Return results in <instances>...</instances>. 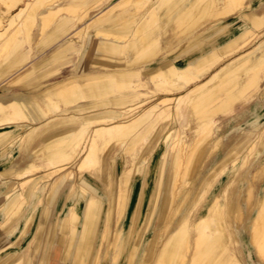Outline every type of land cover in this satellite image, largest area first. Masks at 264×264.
Masks as SVG:
<instances>
[{
  "label": "bare ground",
  "instance_id": "obj_1",
  "mask_svg": "<svg viewBox=\"0 0 264 264\" xmlns=\"http://www.w3.org/2000/svg\"><path fill=\"white\" fill-rule=\"evenodd\" d=\"M104 1L0 0V76L23 66L35 45L58 41L75 20L81 27L72 30L67 48L93 29L89 47L103 54L92 64L99 72L68 76L36 90L20 84L16 87L25 91L0 98V150L35 141L30 159L14 173L18 185L0 201L2 230L35 197L19 236L0 247V264H247L241 230L264 262V160L253 175L260 174L261 182L245 176L246 184L237 192L238 176L253 164L259 149L264 152V128L244 144L227 141L228 148L215 134L250 105L264 78V45L236 56L249 37L264 33V7L249 14L253 5L248 0H116L88 20ZM117 11L121 14L110 27L100 26L103 17ZM234 15L248 24L233 41L184 64L159 59L158 47L169 29L190 33L209 19L228 21ZM205 27L192 41L204 35ZM150 62L155 64L148 69ZM27 76L13 79L11 86ZM54 77V72L46 75ZM145 89L155 92L156 99ZM133 93L146 100L137 101ZM76 106L81 114L75 120L67 110ZM63 115L69 116L58 118ZM53 116L58 117L38 131L39 120ZM170 121L175 130L164 143L167 134L162 132ZM190 129L192 137L187 136ZM162 143L166 149L159 152L146 196ZM118 157L122 160L116 165ZM141 166L146 180L131 192ZM86 174L91 186L84 181ZM79 192L83 205L73 203ZM39 209L43 214L36 225ZM34 226L26 248L16 254L8 250L9 245L22 247Z\"/></svg>",
  "mask_w": 264,
  "mask_h": 264
},
{
  "label": "rangeland",
  "instance_id": "obj_2",
  "mask_svg": "<svg viewBox=\"0 0 264 264\" xmlns=\"http://www.w3.org/2000/svg\"><path fill=\"white\" fill-rule=\"evenodd\" d=\"M115 1L116 0H105L104 1V4H102L96 10H94V11L91 12L90 16L88 17V20L91 21L95 17H97L98 15H101L103 12H105L106 10H108L109 7H110V5L113 4ZM221 1L222 0H218L219 3ZM248 1L251 2L252 5H253L252 11L249 14H251V13H257L258 11H260L264 7V0H248ZM155 6H156V4H155ZM132 9H133V7H129L128 8L129 11H132ZM108 16L103 17L101 23H103L105 21V19H107ZM231 19H232V22H231L232 24L231 25H229L228 22L227 21H224V20L216 21L215 22V21L209 19V20L206 21V23L203 26H199L196 29H194L195 31L193 30L190 33H185V34H181V35H197L198 33H200L203 30L202 27H205V25L207 24V26L205 27L206 28V31L204 33V36H205L206 40L207 41L208 40H214V39L219 40L220 41L219 46L221 45V47H222L226 43H228L229 41L230 42L233 41V39H235L236 36L240 35L241 34L240 33L241 32V29L247 27V24H248L247 20H242L239 15H234V16L231 17ZM214 22H215V24H214ZM101 23H100V25H101ZM79 27H81V26H79V24H74V23L72 24V22H71V28H70V30L67 33H65L60 39H58V41H56L54 44L50 45L49 47H47L44 50H39L37 46H34V50H33L34 52H33V54L29 57V59L24 63L23 66H19L18 68L10 69L9 71H7V73L1 75L0 76V98H9V97H11V95L16 90L25 91V88H18V87H16L17 85H20V84L23 85V83L24 84L25 83L26 84H31L30 89H32V90L35 89L36 90L37 87L44 86V88H45L47 85L51 84L52 82H54L56 80L65 79V77L68 76V75H72V74H75V73H78V72L79 73H82L83 72L82 70H79L78 69L77 71H74V69L72 70V68L73 67H76L77 68L78 65H79V63H81V62L84 61L83 54L89 48L90 39H91V37L94 34L93 29H90V33L88 34V37L86 39V42H84L83 44L81 43V41H78L76 37L73 39L74 47L68 53V58H69V61H70L69 64H68L69 66L66 67V69H64V71L62 73H60L58 76H56L54 78H50V79H47L46 78V75L47 74H45V71L46 70L47 71H51V69H52L50 67H45V62L47 61V59L52 55L53 51L55 49H57L59 46L65 44L66 42H70L72 40V38L70 36H72V33H74L77 29H79ZM72 30L74 32H72ZM37 33H38V31L36 30L35 37L37 36ZM173 33L176 34V31H173L172 29H169L168 32H167V34L175 35ZM259 36H257V37L256 36L249 37L247 39V40L250 41L249 44L245 48H243L240 51L236 52V56H237V54L239 55V54H241L243 52H246L248 49L254 48V47L258 46V45H260L262 47L264 45V33L261 34L260 37ZM196 40H194V41H196ZM162 41H163L162 44L159 45L158 48L161 50V52H170L169 46L172 45L170 43L171 42L170 37L169 36H166ZM168 41H170V42H168ZM194 41H192L191 43H193ZM239 42H241V41H239ZM209 45L210 44L207 42V44H206L207 49H208V46ZM24 49H28V47L25 46ZM209 51L207 50V52H209ZM81 59H82V61H81ZM83 63H82V65H83ZM262 70L264 71V68ZM27 73H29L30 76H27L25 78V80L24 79L21 80L18 84L14 85V86H11V84L14 83L13 82V79L15 80L16 78H21L24 75H26ZM33 73H35V74H33ZM144 92L147 93L151 98H154L153 96L156 95V93L155 92H151L150 89H145ZM178 93L179 92L175 93L174 95H177ZM137 94H139V93H137ZM137 94L136 93L134 94V96H135L134 99H136L137 101H141V102L146 100V98H144V97H142L140 95H137ZM2 95L3 96L5 95V96L3 97ZM154 99H156V98H154ZM256 104L257 105H263V101H261L260 99H256L254 101V104L253 105L255 106ZM148 105L149 104H146V105L142 106L141 108H139L137 110L136 115H138L140 112H142L143 110H145L148 107ZM77 108H78V106H76V108L75 107L68 108L67 111H70V112L72 111L71 112L72 115L75 113L71 117V119L73 118V119L76 120V119L80 118L81 112L80 111H76ZM68 116L69 115H66V116L63 115L61 117L53 116L52 118H49V119L48 118H41L39 120V124L40 125H38V131H41L46 126L47 122L49 123V121L51 119L56 118V117H58V118H67ZM24 129H26V128H24ZM238 129H240V128H238ZM257 129L258 128H254V130H257ZM174 130H175V128L174 127H171V121H170L164 127L163 132H162L163 135L164 134H167L166 135V139H164V143L167 140L168 135H170L172 132H174ZM254 130H252V131H254ZM23 131H25V130L22 129V132ZM217 131H218V128H217ZM187 136L188 137H192L193 136V130L192 129H190V130L187 131ZM19 142L20 141H18L15 145L9 147L10 150H11L10 157H6V156L5 157H2V158L0 157V166H1L0 167V174H1L2 180L5 181L4 184H0V201L4 199V196H5L6 193H8V190H10L11 188L16 187L18 185V183H19L20 180L15 179V174L18 171V169L20 168V166L22 165V163H24V162H26V161H28L30 159L29 158L30 157V154H31V152H30L31 149L30 148L33 147V144H34L35 141L32 144H29L28 143V142H30L29 139H26L25 144L22 145L23 147H21L22 150L21 149H18V147H17L18 144H19ZM148 142H149V140H147V143ZM147 143H144L145 144L144 146H146ZM163 146L164 145L162 143L161 146H160V148H159V150L157 151V153L155 155L154 166L152 167V168H154V170L151 173L152 176L149 177L150 180L148 179V190L146 191V196L148 194V191H150L152 189V187H153V183H152L153 182V176H154V174H156V172L158 170V165H159V162H160L159 152L161 151V149H163V150L166 149L165 146L164 147ZM6 158H7L8 161L6 160ZM121 160H122V157H118L116 159V165H119L121 163ZM263 160H264V152H262L259 149L258 150V153L256 155V160L247 169L248 171L245 170L244 172H242L241 177L238 176V181H239V185L237 187L238 194L241 191L240 189L244 188L243 186H245V184H246L245 183V176L248 177L250 180H252L254 178L253 175L256 173L255 171H257L256 168L260 165V163ZM141 161H143L144 163H147L148 162V157L147 156H143L142 159H141ZM214 163H215V160H214ZM232 169H233L232 166H230L229 168H227L224 171V173L222 175H220V177H219L220 178L219 179L220 181L218 180L216 186L213 188L214 190H212L210 192L211 193L210 196L212 194H215V192L220 188V185L223 183V181H225V179L227 177V174ZM40 174L41 173L38 171V173H37L36 176H40ZM259 176H260V174L258 175V177H255L252 182L254 183V181H255V184H259L261 182V179H259ZM145 179H146V171L144 170V166H141L140 169L138 170V177L136 179V182L133 183L132 188H130L131 192L133 191V189H134L135 186L139 187L140 185H142L141 183L142 182L144 183L145 182ZM257 179H259V180H257ZM84 181H87V183L89 184V186L92 185V183H91L92 181H91L90 177L87 174L84 177ZM256 181H258V182H256ZM150 185H151V187H150ZM138 189H140V188H138ZM79 194H80V192L78 194H75L74 197L76 196L77 202H79L80 205H83V202L85 200L84 199V196H80ZM34 196H36V195H34ZM34 200H35V197L30 202L31 205L29 204V207L26 208V210L20 216L19 219L13 220L10 224H8L7 226L3 227L2 230H0V238L2 239L1 242H0V247L7 246L8 244H10L9 242L15 241L16 238H17V236H19V234L21 232V229L23 227L24 221H25L27 215L30 213V211L32 209V206L34 204ZM209 201H210V197H208L206 199V202H205V204H203V207H205V205ZM101 202H102V200L100 198L99 204ZM245 204L246 203L243 200V206L244 207H245ZM130 207L128 208L127 216L124 218V221L122 222V224L125 223L128 220L127 218L131 214L132 205ZM54 211L57 212V210H54ZM42 214H43V209H39L36 212V214H35V218H36V222L35 223H36V225L39 222L38 219L42 217ZM56 214H58V213H56ZM3 219H4V215L3 214H0V221L2 222ZM35 226H34L33 230H30L29 231V234L21 242V246L22 247L14 248V247H12L13 245H9L8 250H10V251H12L13 253L16 254V253H18V250H22V249L26 248L29 245V241H30L29 239L31 238L33 232L36 231L35 230ZM240 232H241L240 234H241V237H242L243 243H244L243 252H244V256H245V260H246L247 264H264V262H262L261 260L258 259L257 255L255 253L254 248L251 247L250 244L248 243L247 232H245L244 230H241ZM8 250H4L3 253H5V251H8ZM30 261H31V259H30Z\"/></svg>",
  "mask_w": 264,
  "mask_h": 264
},
{
  "label": "crops",
  "instance_id": "obj_3",
  "mask_svg": "<svg viewBox=\"0 0 264 264\" xmlns=\"http://www.w3.org/2000/svg\"><path fill=\"white\" fill-rule=\"evenodd\" d=\"M120 14H121V12H119V11L114 12L113 14H110L107 17V19H105V21L103 23H101L100 26H102V27H104V26L105 27H110L112 25L111 22H113L114 19L117 16H119ZM227 22H228L229 25H231L232 24L231 23L232 22V19H230ZM73 23L74 24H78L76 21H74ZM67 32L68 31H66L65 33H67ZM167 32H165L162 35V39H161L160 45L163 42L162 40L166 36H169L171 42L170 41H168V42H170L172 44L171 46H169L170 52H163L162 53L161 50L158 48L159 55L161 56L159 59H162V62H164V63H166V62L167 63H169V62H176L178 64H184L185 62L189 61L190 59L195 60L196 58L198 59V58H201L202 56H205L204 54L207 53V50L209 51L214 46L220 44V41L219 40H216V39H214V40H208L207 41L204 35H201L200 37H198V39L196 41H194L193 43H191L192 39L195 38L196 35H181V34L178 35V33H176L175 35H170V34H167ZM87 37H88L87 35H83L79 41H81V43L83 44L84 42H86ZM37 38L38 39H41V38H39V36H37ZM92 42H93V36L90 39L89 46H92V44H91ZM207 42L210 44L208 46V49H207V46H206ZM53 43H55V42H53ZM53 43L45 42L43 44H39V45H35V46H37L39 50H44V49H46V47H49ZM70 43H71V41L70 42H66L65 44L59 46L57 49H55L53 51L52 55L45 62V67H50L52 69H51V71H47L46 70L45 71V74H49L50 72H54L55 73V77H56L60 73H62L64 71V69H66V67L69 66L68 64H69L70 61H69V58H68V53L74 47V44H72L70 46V48H67L68 45H70ZM63 48H65L64 49L65 50L64 52H62V49ZM56 53H59V54H56ZM53 57H54V59H53ZM83 59H84V61H83L84 63L83 62L79 63L78 67L77 68L76 67H73L72 70L74 69V71H77L79 69V70H82L84 72L83 73H79L78 72V73H75V75L72 74V75H68V76H78L80 74L79 75V77H80V76L87 75V74H90V73L91 74H94L96 72H99L96 69L95 66H92V64H93V61L94 60L103 59L102 52L93 50L91 47H89L87 49V51L83 54ZM54 61H56V62H54ZM81 61H82V59H81ZM82 63H83V65H82ZM115 63H117V62H115ZM153 63L154 62H150L148 64L147 68L150 69L152 67V64ZM63 66H64V68H63ZM100 72H102V70ZM56 73H58V74L56 75ZM68 76H66V77H68ZM263 82H264V78H263L262 82H260V84L258 85V87L256 89H254V92H253V94H254L253 97L254 98H253L252 102L250 103V105H248L246 108H244V110L242 112H240L237 117H232V118H230V120H227V122L225 121L223 123L222 127H217L219 132L217 131V128L215 129V134L217 135V137L219 135V137L222 139V143L226 146V148H228L229 143H231L232 141H235V140H239V141H241L240 143L244 144L245 142H247L249 139L253 138V136L255 134H257L260 130H262L264 128V83ZM23 85H28V84H26V83L24 84L23 83ZM256 99H260L261 101H263V105H257L256 104L254 106L253 104H254V101ZM238 128H240V129H238ZM254 128H258V129L257 130H254ZM252 130H254V131H252ZM234 134H236L237 136L234 135ZM235 137H236V139H235ZM240 138L243 139V140H240ZM227 143H228V146H227ZM222 150H223V148L220 149V151H222ZM0 155H1L0 156L1 158L2 157H5V156L6 157H10V155H11L10 148L9 147H6L4 150H0ZM6 160H7V158H6ZM0 181H1L0 184H4L5 183V181L2 180L1 174H0ZM79 195L81 196L82 194H79ZM76 201H77V198L75 196L73 198V203L76 202Z\"/></svg>",
  "mask_w": 264,
  "mask_h": 264
}]
</instances>
